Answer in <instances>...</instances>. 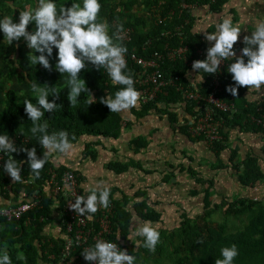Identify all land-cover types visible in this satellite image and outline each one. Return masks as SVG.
<instances>
[{"label":"trees","instance_id":"trees-1","mask_svg":"<svg viewBox=\"0 0 264 264\" xmlns=\"http://www.w3.org/2000/svg\"><path fill=\"white\" fill-rule=\"evenodd\" d=\"M228 1L218 0L216 4L212 5L210 0H99L101 10L97 22L109 24V35L117 25H123V31L133 30L131 40L122 41L123 46L128 49V54L135 52L140 57L148 58L156 52L166 54L168 50L183 45L188 47L187 57L191 59L198 50L206 52V49L211 45L205 39V35L195 30V14L191 10H183L182 5L210 6L213 12L219 13ZM54 2L58 9L62 6L71 7L73 3L83 6V0H54ZM26 5L32 7L34 11L38 0H0L1 9H6V12H15L13 16L15 23H19V13L25 10ZM158 6L162 8L164 17H167L166 22L162 24H159L153 12V8ZM172 12L173 15H170ZM5 15L0 13V20ZM27 30L34 33L35 23H30ZM166 33L169 34L166 35ZM0 41V43L6 42L2 30H0ZM13 42L17 44L10 45L11 54H16V58L13 55L8 58L7 45L0 44V135H8L20 150L11 154L0 152L3 155L0 161V196L4 198L0 202V208L15 207L26 201H31L37 191H39L40 205L26 213L20 220L8 221L6 218L0 217V252L6 248L12 264H90L83 257L84 250L82 248L74 246L73 251L65 257L66 240L62 237L51 238L47 235L52 226L53 207L56 201H59V206L64 213L63 198H53L43 193L48 181L53 174H56L59 179L66 171H72L77 176L79 183L82 177L78 172L68 168L55 169L54 163L49 157L48 162L41 170L39 179H33L27 162L28 157L23 149L30 150L35 147L37 156L40 158H43L44 150L39 144V134L33 136L31 133L30 129L33 125L24 110V99L36 103V96H29V91L32 92L31 83L41 86L47 84L52 88L57 87L60 91L58 99L49 97L50 101H55L57 107L53 113L45 112L41 123L47 121L49 134L61 130L67 131L70 142L75 144L85 136L96 139H119L125 130L133 128L141 120L150 117L166 118L172 124V128L178 126L187 137L191 138L188 124L197 116L198 105L186 98V91L199 92L203 96H208L213 91L212 82L216 74H208L203 71L195 72L192 66H188L183 60L174 62L165 60L162 72L166 79L179 77V80L163 88L162 92L157 93L152 100L143 102L140 93L141 87L137 83V73L140 71V67L128 64L124 71L132 76L135 82L134 87L140 93L139 106L128 109L135 116V120L131 124V121L128 122L125 118L128 115V110L111 113L110 109L100 102L101 98L107 97L109 94L114 97L115 93L124 87L113 84L105 69L98 70L90 62L87 64V67L79 75L86 81L89 91L82 92L77 105L71 107L67 99L68 74H61L55 69L58 62V49L54 48L52 56L49 57L52 65V70L49 71L42 65L30 63L28 55L32 50L28 48L24 38ZM244 47H246L244 43L234 45L237 58L242 55ZM244 59L247 62V57ZM227 62L230 65L235 60H227ZM187 73H190L191 76ZM225 77L222 78L223 89L217 95L223 101L233 104L235 109L232 112L216 111V118L223 122L222 139L211 148L217 157L226 149L224 141L230 129L239 128L241 132L258 133L264 138V126L257 122L264 115V104L249 102L246 97L247 87H240L239 95L232 96L226 91L229 85L235 86L232 75L226 71ZM194 79L195 82L190 83ZM13 82L23 88L27 87L28 94L21 97L18 92L12 89L3 91L7 84L10 85ZM90 101L93 104L90 105ZM188 116H190L189 121L185 119ZM180 120H184L183 127H181ZM147 140H149L148 136L135 138L131 142V146L138 153L147 148ZM87 146V153H89L90 144ZM10 156L21 167V182L14 183L4 170V165ZM236 156L237 153L233 151V163ZM91 157H95V151L91 152ZM233 165L243 187L254 190L259 187L264 190V170L259 157L247 156L244 160ZM130 166L139 168L134 163L115 164L114 168L118 172H123ZM189 171L197 183L205 187L204 214L199 218H189L188 215H184L182 223L176 228L158 230L160 242L157 244L155 252L145 248L143 246L144 238L139 237L138 250L133 245L127 248L128 254L135 257L134 264H215L216 259L222 258L220 250L223 247H230L232 244H235L239 251L234 264H264V194L260 198L242 197L231 201L225 199L221 204L213 206L211 197L214 194V180L199 178L194 170L189 169ZM109 204L115 206L113 218L115 233L111 239L118 242L117 235L120 231L121 239L126 240L133 214L129 210L124 211L123 205L126 203H118L109 197ZM135 211L142 221L162 222L161 214L152 210L146 203L137 204ZM217 215L223 216L224 219L216 221L215 216ZM64 230H66L65 227ZM120 248L123 250L122 247ZM19 256H22L23 259H18ZM91 264L93 263L91 262Z\"/></svg>","mask_w":264,"mask_h":264},{"label":"clouds","instance_id":"clouds-1","mask_svg":"<svg viewBox=\"0 0 264 264\" xmlns=\"http://www.w3.org/2000/svg\"><path fill=\"white\" fill-rule=\"evenodd\" d=\"M100 10L99 0H83V6L73 3L71 7L62 6L59 9L54 0H38L34 11H20L19 23L5 16L0 20V30L3 31L9 44L24 38L28 48L32 50L28 55L30 63L42 65L49 71L52 70L49 57L52 56L54 48L58 49V62L55 69L61 74H68L67 99L71 107L77 105L82 92L89 91L86 81L79 75L87 64L90 62L98 70L105 69L113 84L124 87L117 91L114 97L109 94L101 98L100 102L106 105L111 113H120L134 107L138 103L140 93L134 87L135 82L132 76L124 71L127 67L125 54L128 49L122 43L123 25L115 26V30L109 35V24L97 22ZM33 22L36 30L30 33L27 29ZM204 34L211 46L206 49L205 60L193 62V71L214 74L217 73L222 62L235 60L227 68L235 86L229 85L226 91L237 97L240 87H247L250 90L264 86V20L255 24V30L250 36H244L243 43L246 47L242 49V55L239 58L236 56L234 45L240 39L241 29L230 19H224L222 23H219L215 32L205 31ZM244 57H247V62ZM187 75L191 76L190 73ZM194 82L195 79L190 83ZM45 85L31 83L36 103L34 104L29 99L23 101L25 113L33 125L30 131L33 136L39 134V144L44 150L43 158H40L37 156L35 147L30 150L23 149L27 154V162L33 179H39L41 170L50 156L54 153L67 155L74 147L67 131L61 130L49 134L47 121L41 123L45 112L53 113L57 107L55 101H50L49 97L58 99L60 93L57 87L52 88ZM18 95L23 97L24 94L21 92ZM89 103L93 104L91 101ZM19 150L8 135H0V152L11 154ZM4 170L14 183L21 182V167L11 156L7 159ZM87 191L90 194L84 195L81 191L83 195L76 196L75 202L71 203L70 207L80 216L87 214V219L91 220L93 219L92 214L98 211V206L105 209L109 207L110 190L93 188ZM35 195L38 196V194ZM135 234L144 238L145 248L155 252L160 242V233L150 221H136ZM119 238L120 236L117 235V240ZM220 251L222 258L216 259L215 264H234L235 258L239 255L235 244L223 247ZM83 257L90 264L91 262L94 264H134L135 262L134 255L121 250L116 243L104 240H98L94 246L84 249ZM18 259H23V257L19 256ZM0 264H12L6 248L0 252Z\"/></svg>","mask_w":264,"mask_h":264},{"label":"crops","instance_id":"crops-1","mask_svg":"<svg viewBox=\"0 0 264 264\" xmlns=\"http://www.w3.org/2000/svg\"><path fill=\"white\" fill-rule=\"evenodd\" d=\"M25 10L33 11L29 5H26ZM189 10L196 17L195 30L203 35L205 31L215 32L219 23L230 19L241 29L240 39L236 43L238 45L243 43L244 36L252 34L258 21L264 20V0H229L219 13L213 12L210 6H195ZM6 11L0 8L1 14L9 13L5 16L13 18L14 15ZM10 89L16 92L28 91L27 87L23 88L15 82L7 84L3 91ZM246 97L249 102L264 104V86L260 89L247 88ZM135 106L138 107L139 103ZM125 118L128 122L131 121V124L135 120L131 110H128ZM185 119L189 121L190 116ZM180 121L183 127L184 120ZM141 136H148V146L137 153L131 142ZM87 144H90L89 153ZM73 145L72 151L67 155L54 153L50 156L51 162L54 163L55 169L68 168L78 172L82 177L80 188L84 195L90 194L88 189L108 188L112 199L121 204L126 203L123 205L124 211H131L133 219L127 239L122 240L119 231L120 238L117 243L119 248L122 247L127 253L128 246L133 245L138 250V239L142 237L135 234L136 221H142L135 211L137 204L146 203L152 210L161 214V223L151 222L157 230H172L179 226L184 215H188L185 210L190 211V215L195 218L204 214L205 187L197 183L189 169L194 170L199 178L214 180V194L211 197L213 206L221 204L225 199L231 201L242 197L260 198L264 194V190L259 187L255 190L243 187L233 169V164L247 156H253L260 158L264 170V138L258 133L241 132L239 128L228 130L224 141L226 149L219 157L202 140L187 137L178 126L172 128L166 118L155 117L141 120L133 128L125 130L119 139L85 136ZM187 150L189 155L186 154ZM93 151L94 158L91 157ZM233 151L237 153L234 163ZM131 159L138 161L141 168L130 166L123 172L114 168L115 164H131ZM38 193L39 191L36 192ZM43 193L51 195L49 184ZM3 199L0 196V202ZM64 221L65 214L62 213L59 201H56L52 226L47 235L51 238H64Z\"/></svg>","mask_w":264,"mask_h":264},{"label":"built area","instance_id":"built-area-1","mask_svg":"<svg viewBox=\"0 0 264 264\" xmlns=\"http://www.w3.org/2000/svg\"><path fill=\"white\" fill-rule=\"evenodd\" d=\"M217 1L210 0V4L214 5ZM195 6L197 5L184 4L182 5V9L189 10ZM153 12L159 24L166 22L167 17H164L160 6L153 8ZM170 15H173V12ZM132 32V29L123 31V41H130ZM168 34L166 33V35ZM188 51L187 46L181 45L176 49L168 50L166 54L156 52L148 58L140 57L135 52L125 54L127 65L132 64L140 67V71L137 73V83L141 87L140 93L143 102L152 100L157 93L162 92L163 88L179 80V77L166 79L162 72V65L165 60L171 62L183 60L188 66H192L195 60L206 59L205 51L198 50L191 59L187 57ZM228 67L227 61L222 62L212 82L213 91L208 96H203L199 92L186 91V98L196 102L198 105L196 109L197 116L189 122L188 132L191 138L196 140L201 139L210 148L222 139L223 122L216 118V111L232 112L235 109L233 104L223 101L217 95L223 89L222 78H226L225 74ZM257 122L264 126V115ZM2 158L3 155L0 153V161ZM48 184L51 188L50 196L64 199V225L66 228L64 237V240H66L65 257L73 251L74 246L84 250L94 246L98 240L113 242L118 246V243L111 239V236L115 233L113 223L115 206L113 204H109L107 209L98 206V211L92 214L93 219L89 220L87 219V215L80 216L70 207V204L75 202L76 196L83 195L80 190L79 180L72 171H66L59 179L56 174H53ZM39 199L37 195H33L32 201L21 203L15 207L0 208V217L6 218L8 221L13 219L20 220L26 213L40 205ZM92 263L94 264V262Z\"/></svg>","mask_w":264,"mask_h":264},{"label":"rangeland","instance_id":"rangeland-1","mask_svg":"<svg viewBox=\"0 0 264 264\" xmlns=\"http://www.w3.org/2000/svg\"><path fill=\"white\" fill-rule=\"evenodd\" d=\"M10 13H11V15H14L15 14V12L14 11H10ZM6 15H9V13H6ZM12 20H13V18H12ZM1 42V41H0ZM21 43L23 42V41H20ZM0 44H3V43H0ZM4 44H6L7 45V47H8V58H10V56H12L13 55V57H17V55L16 54H11V52H12V49H11V44H9V42L6 40V42H4ZM14 46L17 44V43H12ZM38 55H39V53H38ZM18 93H21V92H18ZM23 94H28V92L27 91H24L23 92ZM34 96V94H32V92L31 91H29V96L31 97V96ZM186 154H190V152L187 150V152H186ZM132 163H134V164H137V166H139L140 167V164L138 163V161H136V160H134V159H131V164ZM141 168V167H140ZM246 189V188H245ZM243 192H245V191H243ZM245 194V193H244ZM185 212L188 214V216H189V218H195V217H193V216H191L190 215V211H188V210H185ZM220 218V219H219ZM221 218H222V220L224 219L223 218V216L221 217L220 215H217V216H215V219H216V221H220L221 220Z\"/></svg>","mask_w":264,"mask_h":264}]
</instances>
